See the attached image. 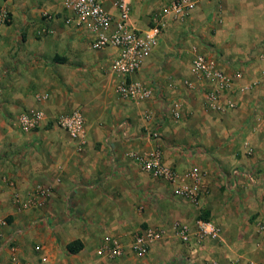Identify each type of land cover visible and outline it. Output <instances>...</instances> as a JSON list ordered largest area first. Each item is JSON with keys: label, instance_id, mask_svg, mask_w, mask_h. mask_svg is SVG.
I'll return each mask as SVG.
<instances>
[{"label": "crops", "instance_id": "1", "mask_svg": "<svg viewBox=\"0 0 264 264\" xmlns=\"http://www.w3.org/2000/svg\"><path fill=\"white\" fill-rule=\"evenodd\" d=\"M169 1L132 0L135 26L149 27ZM106 6L117 16L112 0ZM4 7L11 20L0 22V218L8 224L0 264H264L258 225L264 221V0H202L185 19L171 20L134 75L155 91L140 103L117 93L114 49L92 50L94 34L66 24L62 0H0ZM15 21L19 30L11 29ZM196 55L232 75L242 72L235 78V109L207 108L211 84L192 74ZM42 93L49 97L40 99ZM173 100L182 104L178 119L166 112ZM30 109L45 116L35 130L23 131L19 116ZM75 109L86 118L83 150L55 123ZM246 140L253 156L246 155ZM154 148L180 183L193 182L186 176L193 166L206 172L197 202L175 192L178 182L153 177L127 155ZM235 169L255 172L259 182ZM39 187L50 190L48 199L20 210L15 194L27 199ZM204 212L221 226L219 239L196 236ZM176 221L189 226L191 244L176 234ZM148 227L164 234L147 254H137L132 241ZM107 236L122 240V256L98 253ZM77 239L83 247L72 253L67 245Z\"/></svg>", "mask_w": 264, "mask_h": 264}, {"label": "built area", "instance_id": "2", "mask_svg": "<svg viewBox=\"0 0 264 264\" xmlns=\"http://www.w3.org/2000/svg\"><path fill=\"white\" fill-rule=\"evenodd\" d=\"M117 16L110 11L107 0H62L63 8L69 12L65 18L68 25H81L89 27L94 34L90 47L94 50L113 48L114 54L110 60V68L116 79V91L124 99L140 103L152 99L155 95L153 87L136 80L134 75L138 73L150 52L161 40L163 32L169 26L171 20H183L198 6L202 0H171L163 4L152 18V25L146 29H139L132 20V0H112ZM48 19L55 18V14L47 12ZM11 20L7 8L0 9V22L6 23ZM191 72L197 78L198 83L207 81L211 88L206 92V106L213 111L232 110L237 107L233 95L236 92L235 78L241 77L242 72L236 76L227 73L218 66L216 61L208 59L204 55H196L192 60ZM191 88L197 87L192 80L186 81ZM254 84L246 86V90H252ZM49 93L40 94V99H47ZM227 97L228 99L224 100ZM264 98V97H263ZM169 116L178 119L181 116L182 104L180 100H173L166 108ZM45 113L41 109H30L22 112L19 116V124L23 131H33L41 123ZM147 117H151L147 113ZM55 123L67 131L76 141L78 150H83L87 145L88 129L86 118L81 109L65 112L56 117ZM120 128L126 130L127 123L123 121ZM152 138H160L157 131L150 133ZM247 156H253L255 147L250 141L244 142ZM127 155L135 160L141 168L156 178L177 183L179 180L178 171L164 160L163 151L154 148L146 151L130 150ZM237 176H243L250 183L259 182L258 175L253 171L235 169ZM193 180L192 183H180L175 186V192L197 202L201 195L202 183L206 172L198 166H193L186 174ZM50 196V190L38 188L32 197L23 199L20 193L15 194V203H18L20 210L29 209L35 205L43 204ZM8 224L7 217L0 218V236L2 228ZM264 234V221L258 223ZM174 229L182 242L191 244V230L187 224L174 222ZM221 226L213 219H199L196 236L199 240L206 238L219 239L221 237ZM164 229L161 227H148L135 236L132 241V249L135 253L145 255L151 245L162 238ZM125 252V245L119 237L107 236L98 249L101 256L117 258ZM212 264H220L213 261ZM248 264H263L249 262Z\"/></svg>", "mask_w": 264, "mask_h": 264}, {"label": "trees", "instance_id": "3", "mask_svg": "<svg viewBox=\"0 0 264 264\" xmlns=\"http://www.w3.org/2000/svg\"><path fill=\"white\" fill-rule=\"evenodd\" d=\"M163 6V5H162ZM161 6V7H162ZM160 7V8H161ZM159 8V9H160ZM158 9V10H159ZM157 11V10H156ZM155 11V12H156ZM154 12V13H155ZM154 13H153V15H154ZM153 18V17H152ZM8 23H10V22H8ZM151 25H152V22H151ZM202 218L203 219H206V220H208L209 219V217H208V214L206 213V212H204V214L202 215ZM67 247H68V250L70 251V252H72V253H75V252H78L82 247H83V243H82V241L81 240H79V239H77V240H75V241H72V242H70L68 245H67Z\"/></svg>", "mask_w": 264, "mask_h": 264}, {"label": "rangeland", "instance_id": "4", "mask_svg": "<svg viewBox=\"0 0 264 264\" xmlns=\"http://www.w3.org/2000/svg\"><path fill=\"white\" fill-rule=\"evenodd\" d=\"M11 29H14V30H19L20 29V26L18 25V23L15 21L14 24L11 26ZM93 50V49H92ZM61 128V127H60Z\"/></svg>", "mask_w": 264, "mask_h": 264}]
</instances>
